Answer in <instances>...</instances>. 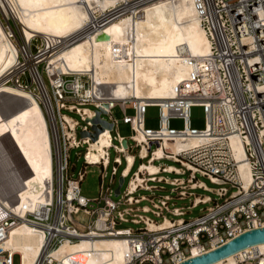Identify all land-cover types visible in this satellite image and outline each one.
I'll return each mask as SVG.
<instances>
[{
  "label": "built area",
  "instance_id": "2783aa9c",
  "mask_svg": "<svg viewBox=\"0 0 264 264\" xmlns=\"http://www.w3.org/2000/svg\"><path fill=\"white\" fill-rule=\"evenodd\" d=\"M155 1L117 0L105 8L97 4L88 7L85 24L75 38L91 36L121 16L138 19L144 14L145 7ZM192 1L209 38L210 50L200 59L189 58L193 68L186 78L174 85L171 97L156 103L133 100L132 96L99 97L88 72L59 70L50 73L47 66L50 92L44 91L37 68L28 67L30 79L22 77L23 72L16 74L15 83L10 82V78L7 80L31 91L32 83L37 87L41 96L38 100L52 124L56 154H51L52 178L46 180L51 191L46 190L47 199L35 208L21 201L20 192L26 184L24 167L13 163L10 154H0V168L6 158L9 159L8 172L0 177L3 182L0 193L4 198V201L0 200V264H15V255L17 264H21V252L5 247L3 243L10 228L23 222L42 233L41 252L33 264H90L87 257L91 253L97 254L93 248L63 254H56V249L65 241H94L105 237L118 238L124 244L123 259L118 264H176L195 255L194 249L201 254L244 230L264 225V0ZM46 49L36 53L30 50L19 58L26 61L31 55L37 59L40 54H46ZM111 53L116 59L124 55L129 57L121 43H112ZM115 104L123 111L127 106L133 109L132 114L124 113L122 117L129 123L131 133L126 136L116 131L113 138L118 143L111 141L106 147V158L101 156L97 161H91L86 152L94 128L84 117L83 106L92 110L90 117L96 108H104L108 117L101 113L100 116L112 122L111 127H106L111 130L117 123L110 114ZM149 105L158 107L157 127L144 125V114ZM193 105L203 108L202 128L189 124ZM62 108L76 112L85 122L80 123L70 115L74 118V124L70 126ZM172 117L182 118L183 126H171L169 120ZM77 127L80 136H77ZM82 132L87 134L82 135ZM84 136H87L86 140ZM192 136L197 141L180 150L175 151L165 144V141L172 143ZM82 144L83 169L89 164H99L104 170L100 173L99 194L94 197L80 193L79 181L84 170H79L75 178L66 174L69 150ZM158 146L163 149L159 156L154 154ZM236 146H240L243 154H237ZM110 147L121 154L113 157L111 180L117 173V165L121 164V156L124 165L119 172L123 179L128 177L121 189L122 180L118 192L116 188L102 185L110 163ZM132 148H137L136 153L130 152ZM126 152L131 153V161ZM137 158L139 162L132 170ZM161 158L178 165L156 164L158 170L150 172L144 164ZM169 165L174 167L171 169ZM242 169L248 170L246 182ZM197 175L206 177L215 186L206 185ZM8 181L13 185L11 189ZM164 184L170 185L168 192H160ZM194 188L209 190L214 196L195 194ZM186 197H191L186 208L211 203L201 208L199 214L184 217V206L176 205L174 199ZM79 211L87 216L86 222L73 216ZM234 264H264V252L254 245L246 247L235 254Z\"/></svg>",
  "mask_w": 264,
  "mask_h": 264
},
{
  "label": "bare ground",
  "instance_id": "6f19581e",
  "mask_svg": "<svg viewBox=\"0 0 264 264\" xmlns=\"http://www.w3.org/2000/svg\"><path fill=\"white\" fill-rule=\"evenodd\" d=\"M116 1L0 0L5 15L11 14L22 24L25 41L30 42L33 35H40L47 44L45 56L40 55L34 60L30 55L26 61H21L19 49L10 38L12 33L4 28L0 19V154H10L13 163L24 167L26 184L20 197L22 202L29 203L30 208L47 199V189L51 191L46 180L52 178L53 149L47 117L39 97L31 90L9 83L7 80L13 72L24 65L37 68L33 64L45 58L50 73L59 70L88 72L99 97L132 96L133 100L156 103L174 95V85L186 78L193 68L189 62L191 56L200 59L210 50L209 38L192 0H157L147 5L138 19L121 16L91 36L75 38L85 24L88 7L97 4L105 8ZM114 42L123 45L128 58L127 55L118 59L112 56ZM49 50L51 52L47 53ZM38 73L45 91L46 84ZM82 113L87 118L92 110L84 108ZM64 118L73 126L71 116L65 113ZM84 138L86 140L87 136ZM196 141L197 138L192 136L172 143L165 141V144L176 151ZM109 145L110 132L105 127L96 138L89 139L87 158L91 161H97L101 156L106 158ZM236 149L237 154H243L240 146ZM144 152L145 148L142 149ZM126 154L131 161L130 152ZM154 154H163V149L158 146ZM144 164L150 172L158 170L153 162ZM8 165L9 159L6 158L0 168V177L8 172ZM169 166L171 169L174 167ZM242 177L245 182L248 180L247 169H242ZM7 185L9 189L13 187L9 181ZM2 187L3 182L0 181V189ZM0 200L4 201L2 193ZM41 244L42 233L24 222L10 228L3 243L5 247L21 252V264H33L40 255ZM254 246L264 252V242ZM89 248L97 253L87 257L90 264H118L123 259L124 244L113 237L65 241L55 253H78ZM192 253L199 252L194 249ZM235 254L210 264H234Z\"/></svg>",
  "mask_w": 264,
  "mask_h": 264
},
{
  "label": "rangeland",
  "instance_id": "374dc122",
  "mask_svg": "<svg viewBox=\"0 0 264 264\" xmlns=\"http://www.w3.org/2000/svg\"><path fill=\"white\" fill-rule=\"evenodd\" d=\"M0 19L4 25V28H8L9 32L12 33V37H10L15 44L17 45L18 49H19V55L21 57L22 54L26 55V53H30V50L33 53H36L38 50L46 48V42L44 40V38L40 35H36L35 38H33L30 42L25 41L24 35H23V26L22 24L19 22V20L12 16L11 14L5 15L1 3H0ZM23 45L25 47V49H23ZM51 52V51H50ZM27 53V54H28ZM41 55V54H40ZM46 54H44L43 56H45ZM30 56V55H29ZM34 57V56H32ZM36 60V59H34ZM23 61V60H21ZM24 62V61H23ZM22 63V62H21ZM33 65H37V69L40 72V74L42 75V78L46 84L47 89L50 92V87H49V82H48V78L46 75V66L48 69V63L46 61L45 58H42V60L35 62ZM34 66V67H35ZM30 68V67H29ZM31 69V68H30ZM33 69V68H32ZM49 71V69H48ZM23 72H25L24 76L22 77H29L30 79V75H29V70L28 67H26V65L23 66V68L18 69L17 72H13V74H11V76L9 77V81L15 83V76L17 73L19 74H23ZM32 91L39 97L40 93L37 89V87H35V84L32 83ZM38 98V99H39ZM87 106L94 108V106L92 104H88ZM87 106H83V108H88ZM82 109V108H81ZM62 112L67 113V115L69 114V116H73L75 118H77L79 120L80 123H84L85 121L80 117L79 114H77L76 112L72 111V110H68V109H61ZM64 113V114H65ZM124 113L126 114H132L133 113V109L130 106H127L125 108V111L122 110L121 106L119 104H115L114 106H112V108L110 109V114L113 118H115L117 120L116 126H114L110 131V135H111V141L113 143H118V140L116 138H113V135L116 134V131H118L119 134L122 135H128L131 133V129L129 126L128 122H124L122 120V117L124 115ZM45 115L47 117V122H48V126H49V131H50V136H51V142H52V149H53V154H56V149H55V145H54V140H53V129H52V124L51 121L49 119V116L46 114ZM101 115L105 118L108 117V114L103 112L101 113ZM74 119V118H73ZM169 124L173 127H182L183 126V120L182 118L179 117H172L169 120ZM189 124L190 126L193 127H197V128H202L204 126V111L202 106L200 105H193L190 109V116H189ZM144 125L149 126V127H157L158 126V107L155 105H149L146 108V112L144 114ZM77 136H80V131H79V127H77ZM92 140V139H91ZM128 142L131 143V140L128 139ZM84 150V144H82L79 147H74L71 148L69 150V156H68V168L66 171V174L70 177H77L78 175V171H82L84 170L83 176L81 178V180L79 181V187H80V193L84 196H88V197H94L96 195L99 194V187H100V173L101 171H104L101 169L99 164H89L87 165L84 169H83V159H82V152ZM80 151V154H77V152ZM137 148H132L130 150V152H134L136 153ZM108 154H109V160L110 163L108 165V167L105 170V175L102 179V185L106 186L109 185L113 188H116L117 185L119 184V176H120V169L122 168V166L124 165V159L121 156V164L117 165V173L114 175L113 177V181L111 180V166L113 164H115L113 162V157L117 154L121 155L120 153H117L112 147L108 148ZM131 154V153H130ZM127 155V154H126ZM145 160V159H143ZM139 162V159L137 158L135 160V163L132 167V170L135 168L136 164ZM153 163L156 164H174V165H178L177 162L172 161L170 159L167 158H161V159H156L153 160ZM162 174L168 175V176H173V175H177L173 172H161ZM184 177H186L187 174H182ZM201 180H203L205 182L206 185L208 186H215L214 183L210 182L206 177L204 176H200L197 175ZM128 177H124L123 179V183L121 185V189L124 187V185L126 184ZM170 188L169 184H164V189L160 190V192H168ZM145 192V191H143ZM193 192L195 194H209L211 195V197L214 196L213 192L209 191V190H204L202 188H194ZM112 197L117 198V196L112 195ZM191 200V197L188 198H184V199H174L175 204L176 205H183L184 209L186 211V213L183 215L184 217H192L194 215L199 214L202 210L201 208H204L205 205L211 203H200L197 206L193 207V208H186V204H189ZM73 216L75 218H78V220L80 222H86L87 221V216L85 214H83V212H79L78 214H73ZM126 225H131L133 227L136 226V224H132V223H125ZM14 263L17 264L18 263V257L17 255L14 256Z\"/></svg>",
  "mask_w": 264,
  "mask_h": 264
},
{
  "label": "water",
  "instance_id": "95a60500",
  "mask_svg": "<svg viewBox=\"0 0 264 264\" xmlns=\"http://www.w3.org/2000/svg\"><path fill=\"white\" fill-rule=\"evenodd\" d=\"M106 110L102 107H98L95 109V114L92 117H87L86 120H90L92 122V127L94 128V132L92 134V139L96 138L98 133L105 127H111L112 122L107 121L101 118L100 113L105 112ZM100 124L97 126V124ZM87 134L86 132H82V135ZM123 144H125V139L123 140ZM123 178L119 176V184L117 185L115 191L118 192L119 186L122 182ZM260 242H264V225L254 226L247 230L240 232L238 235L233 236L226 242L212 248L206 252L201 254L192 255L182 261H179L176 264H210L220 258H224L230 254L237 253L238 251L256 245Z\"/></svg>",
  "mask_w": 264,
  "mask_h": 264
}]
</instances>
